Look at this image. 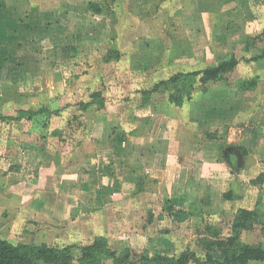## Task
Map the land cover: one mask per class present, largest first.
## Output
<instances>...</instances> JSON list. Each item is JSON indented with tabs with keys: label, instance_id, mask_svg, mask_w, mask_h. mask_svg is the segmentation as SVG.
<instances>
[{
	"label": "crops",
	"instance_id": "crops-1",
	"mask_svg": "<svg viewBox=\"0 0 264 264\" xmlns=\"http://www.w3.org/2000/svg\"><path fill=\"white\" fill-rule=\"evenodd\" d=\"M229 53L181 104L158 86ZM262 53L264 0H0V237L97 229L178 254L182 226L228 236L246 209L241 240L264 246Z\"/></svg>",
	"mask_w": 264,
	"mask_h": 264
},
{
	"label": "trees",
	"instance_id": "trees-1",
	"mask_svg": "<svg viewBox=\"0 0 264 264\" xmlns=\"http://www.w3.org/2000/svg\"><path fill=\"white\" fill-rule=\"evenodd\" d=\"M264 54V53H262ZM237 59L233 53L223 56L217 64L208 65L202 70L176 73L168 79L160 81L158 86H163L169 91V100L175 104H181L182 99L190 97L191 91L196 84L204 85L208 81H217L225 78L231 72ZM157 86V85H156ZM97 93H93L91 102ZM6 97H0V119L5 117L2 114V106ZM20 116L24 113L18 111ZM41 112H29V116ZM264 173L258 175L253 182L261 183ZM230 196L231 194H226ZM169 201H165L168 204ZM167 214L174 220L184 221L191 216V213L183 211H172L169 206L164 207ZM262 216L257 210L239 209L231 224V234L224 238H218L217 233L209 225H206L209 238H203L205 253L203 259L199 254L185 249L178 254H165L161 252H151L142 250L135 252L129 247L114 249L109 246L108 241L98 238L92 243L81 246L80 264H247L251 260L258 262L264 261V246L249 245L239 241L243 230L252 228ZM219 234V232H218ZM71 255L69 248H59L46 243L31 244L25 242H11L0 237V264H70Z\"/></svg>",
	"mask_w": 264,
	"mask_h": 264
},
{
	"label": "rangeland",
	"instance_id": "rangeland-1",
	"mask_svg": "<svg viewBox=\"0 0 264 264\" xmlns=\"http://www.w3.org/2000/svg\"><path fill=\"white\" fill-rule=\"evenodd\" d=\"M2 108L4 109L3 111L8 110L7 107L5 108V107L2 106ZM164 213L166 215L167 211H165ZM171 221H172V223H170L171 224L170 226H171V228L174 231L173 227L175 226V223H173L174 222L173 220H171ZM187 225L188 224H186V226H182V229H181L182 231H184V233H183L184 236H181L183 238L179 239L181 244L179 246V249H177L178 253H180L181 251H183V250L188 248L190 250L192 249L191 251H194L195 253L199 254V258L200 259H203V255L205 253V249H204V246L202 245L203 242L201 241V239L209 238V236L211 234V233L208 232V229H207L206 225H209L211 228L214 229V232L217 233V237L218 238L227 237L226 232L225 231L222 232V230H223L222 229L223 228L222 225H220L218 223L209 224V223L202 222V223H200L198 225L195 224V223H190L188 226ZM70 226H72V225H70ZM83 226H84V228L89 227L88 224H84ZM167 226H169V225H167ZM253 227L254 226H252V228ZM122 228L124 229V231H128V230L130 231V229H132V227L129 226V225H126V226H124ZM166 228H169V227H166ZM171 228L168 229L169 232H172ZM252 228H250V229H252ZM250 229H248V230H250ZM62 230L56 234L57 236L53 232L52 233L51 232L45 233L43 231L40 232L38 230V231L30 232V235H28L27 237L25 236V234L20 233V237L19 238L20 239H24L28 243H31V244L46 243L48 245L57 246L59 248L68 247L69 248V254L72 257L70 264H80V258L79 257H80V248H81V246L88 245V244L92 243L94 240H96L98 238H103L106 241H108L107 237L105 236L106 234L102 235V232L100 233L99 230H98V232L95 231L97 229H95V230H93V229L92 230L82 229L81 230V229H78V228L72 229V227H71L69 230H71V231L73 230V232H68V230H67V232L71 233V235H72L71 239L70 238H64L63 239V235H65L64 233H67V232H64V230H63V232H64L63 233ZM218 232H219V234H218ZM60 233L61 234L63 233L62 236H59ZM24 237H26V238H24ZM185 237H187V238H185ZM241 238L242 237L240 236L239 237V241L244 243L241 240ZM110 240L108 241L109 246L111 248H114V249L123 248L121 246V244H123V246L124 245H130L131 242H132V238H130V235H125L122 239L115 240V242L110 241ZM244 244H246V243H244ZM132 250L135 251V252L142 251V250L137 251V250H134V249H132Z\"/></svg>",
	"mask_w": 264,
	"mask_h": 264
}]
</instances>
